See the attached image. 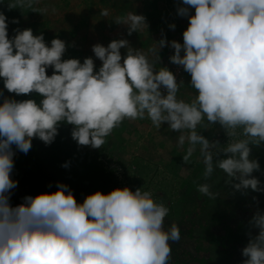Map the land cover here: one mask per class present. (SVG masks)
I'll return each instance as SVG.
<instances>
[{"label": "clouds", "instance_id": "obj_1", "mask_svg": "<svg viewBox=\"0 0 264 264\" xmlns=\"http://www.w3.org/2000/svg\"><path fill=\"white\" fill-rule=\"evenodd\" d=\"M181 2L184 6L177 8V14L187 17L189 24L183 44L170 42L174 49L170 62L190 74L197 92L191 102L178 99L183 82L178 83L168 68L156 70L159 56L150 60L127 40L94 45L92 52L102 62L94 71L92 58L83 63L62 60L66 45L61 39H53L48 47L43 35L34 36L31 29L16 30L9 39L7 17L0 13L4 89L16 96L43 97L39 104L9 98L0 104V264H171L169 242H179L181 230L175 223L165 230L169 209L156 203L149 191L133 192L128 187L107 195L98 191L78 204L67 185L57 184L55 193L28 196L21 205H10L11 190L17 187L10 178L12 146L27 154L34 138L50 145L61 122L73 126L71 137L79 146L101 149L125 119L147 116L157 129L167 124L180 133L181 147L188 142L184 164L200 146L205 179L215 165L234 190L264 192L260 180L252 176L260 164L250 159V145L264 143V0ZM17 3L32 7L33 0ZM101 15L107 17L109 11ZM114 22L127 26L129 36L148 28L146 17L133 12ZM165 46L162 38L158 48ZM122 48L127 49L123 58ZM49 67L51 77L46 75ZM217 123L231 137L242 129L244 138L228 143L223 149L227 158L214 162L218 142H210L197 128ZM210 187L203 183L198 191L214 198ZM249 224L258 235L247 233L243 264H264V212L257 210Z\"/></svg>", "mask_w": 264, "mask_h": 264}, {"label": "rangeland", "instance_id": "obj_2", "mask_svg": "<svg viewBox=\"0 0 264 264\" xmlns=\"http://www.w3.org/2000/svg\"><path fill=\"white\" fill-rule=\"evenodd\" d=\"M16 4L23 19L27 21L31 18L26 23L30 22L32 25L34 36L43 35V23L50 28V30L45 29L44 34L46 35H43L48 47H51L53 39H61L65 42L66 51L62 60L78 59L83 63L85 58H92L95 64L94 71H98L102 62L93 54V46L100 44L107 47L113 40L124 39L134 50L147 53L150 60L155 61L159 56L160 59L156 62L157 71L166 67L174 74V71L180 68V77L176 79L178 83L182 81L183 84L179 87L177 97L186 102L195 98L193 92L196 90L191 86L190 74L185 72L182 66L170 62V57L174 55L170 42L176 41L183 44V32L177 33L176 30L169 28L172 24L169 0H90L88 3L87 0H33L32 7H28L26 3L21 6L16 0ZM90 4L92 15L88 18L87 13L83 11ZM53 8L55 12L52 11ZM105 9L109 11L107 17L101 15ZM146 10L150 11V18L146 19L148 28L134 32L131 36L128 35L127 26L114 22L117 17H126L129 12L144 16ZM119 12L123 15H119ZM79 18L85 19L84 25L89 27L90 24V31L87 29L89 35L79 40L75 37L71 39L73 26L79 27ZM99 28L103 30L101 34L99 33L100 35L96 34ZM162 38L166 40V46L158 48V42ZM149 49L154 51H149ZM83 51H85L84 56ZM121 52L124 53L123 58L127 54V49L122 48ZM181 55L183 56L184 53L182 52ZM52 74L53 69L47 68L46 75L51 77ZM205 123H207L206 120ZM197 131L210 142H218L217 147L213 149L214 162L227 157L223 149L228 143L244 138L240 134L242 129H237V135L231 137L218 123L206 129L198 127ZM179 135L180 133L172 131L167 124L157 129L146 116L143 120L125 119L106 138L107 142L102 146L106 151L105 154L111 155L110 165L116 171L115 176L121 188L128 187L130 184L133 192L138 188L142 191H149L153 194L156 203H162L169 209L168 216L171 213V218L169 222L167 220L165 229L173 223H183L182 228L188 225L193 232L198 233L203 230L200 224L207 221L208 217L211 218L218 209L229 207L230 212L226 211L229 215L243 216L246 212L243 205L257 200L256 197L259 194L264 199V192H253L251 189L246 192L234 190L230 184L226 183L228 180L226 174L215 165L212 175L205 179V165L199 145L196 146V151L190 157L189 162L184 164L183 156L187 154L189 144L185 141L181 147L178 144ZM250 147V159H255L260 164V171L253 172L252 176L259 179L261 185L264 186V153L260 152V146L250 145ZM10 178L16 181L11 175ZM203 183L211 186L210 191L214 194V198L198 191L199 185ZM9 203L12 207L19 206L16 199V188L11 190ZM250 220L246 222L244 230L238 236L241 247L236 249L232 256L220 252L215 246L210 247L214 264H243L246 258L242 256L244 248L242 246L248 244L247 233L251 232L253 237L258 235V229L250 226Z\"/></svg>", "mask_w": 264, "mask_h": 264}, {"label": "trees", "instance_id": "obj_3", "mask_svg": "<svg viewBox=\"0 0 264 264\" xmlns=\"http://www.w3.org/2000/svg\"><path fill=\"white\" fill-rule=\"evenodd\" d=\"M169 2L172 11V21L170 22L175 24L177 33H182L187 29L189 21L187 17H180L177 14V8L184 5L181 0H169ZM9 5H15V7L10 9ZM83 12L86 13L85 10ZM0 13L7 17L9 39L14 38L16 30H32L30 22L26 23L31 18H28L27 21L23 19L16 0H0ZM118 14L123 15L121 12ZM194 14L195 10L190 9V15ZM144 17L150 18V11H144ZM13 20H17L19 23H12ZM81 20L79 27L73 26L71 39L75 37L79 40L84 37L87 27L84 25L85 19ZM45 29L50 30L46 23H43V35H46L44 34ZM75 54L77 55V52ZM0 92L3 93L0 96V104L3 103L4 98L17 101L32 99L38 104L43 99L37 93L21 96L8 93L4 89L3 78H0ZM195 93L193 92L194 96H196ZM193 99H189V101L191 102ZM72 128V125L61 122L58 127V135L53 143L45 145L38 138H34L32 147L27 154L18 151L14 145L12 146L15 155L13 157L14 168L10 175L17 182L16 199L19 205L24 203L25 197L35 198L40 194L55 193L58 191L57 184L67 185L78 204H82L87 196L98 191L107 195L113 190L123 189L117 181L115 169L110 165L111 155L105 154L106 151L102 147L93 149L90 146H79L71 137ZM259 146L260 152L264 153V143ZM225 158L227 157H222V159ZM65 164H68L67 168L62 166ZM128 188L132 190L130 184ZM256 198L257 200L254 202L242 206L244 210L246 209L243 216L229 215L228 212L231 210L229 207L218 209L211 218L208 217V220L206 218L207 221L200 224L203 230L198 233L193 232L188 225L182 228L183 223L177 224L181 230V239L179 242H169L172 249L171 264H214L210 253L211 246L232 256V253L241 247L238 236L244 230L246 222L257 210L264 212V199L260 194ZM170 218L171 213L165 218V228L166 222L167 220L169 222Z\"/></svg>", "mask_w": 264, "mask_h": 264}, {"label": "crops", "instance_id": "obj_4", "mask_svg": "<svg viewBox=\"0 0 264 264\" xmlns=\"http://www.w3.org/2000/svg\"><path fill=\"white\" fill-rule=\"evenodd\" d=\"M88 2H90V0H87V3ZM91 3H92V1H91ZM85 12L87 13V17L88 18H90V15H92V5L90 4L89 6H88V8H85ZM93 17H95V16H93ZM104 18V17H103ZM103 18H101V20L103 19ZM78 21H79V23H80V18L78 19ZM89 23H91V21H89ZM87 27V29H89V31H90V29H91V26H90V24H89V27H88V25L86 26ZM102 28V27H101ZM121 28V27H120ZM119 30V29H118ZM86 32H85V35H84V37L85 38H87L86 36H88L89 35V31H87V30H85ZM102 31L103 30H100V28L96 31V34H98V35H100L101 33H102ZM106 32H108V30L106 31ZM100 33V34H99ZM84 54H85V51H83V56H84ZM94 54V53H93ZM124 53H122L121 52V55H123ZM99 65H101V64H99Z\"/></svg>", "mask_w": 264, "mask_h": 264}, {"label": "built area", "instance_id": "obj_5", "mask_svg": "<svg viewBox=\"0 0 264 264\" xmlns=\"http://www.w3.org/2000/svg\"><path fill=\"white\" fill-rule=\"evenodd\" d=\"M180 72H181L180 68H178V69H176L174 71V75L176 76V78H179L180 77Z\"/></svg>", "mask_w": 264, "mask_h": 264}]
</instances>
